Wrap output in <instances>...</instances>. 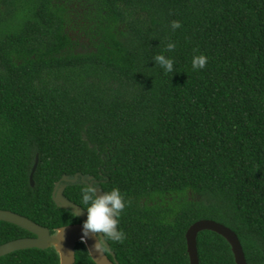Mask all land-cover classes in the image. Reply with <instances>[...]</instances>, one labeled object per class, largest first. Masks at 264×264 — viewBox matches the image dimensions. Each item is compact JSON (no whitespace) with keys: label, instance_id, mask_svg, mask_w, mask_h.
<instances>
[{"label":"trees","instance_id":"16d2710c","mask_svg":"<svg viewBox=\"0 0 264 264\" xmlns=\"http://www.w3.org/2000/svg\"><path fill=\"white\" fill-rule=\"evenodd\" d=\"M199 54L207 65L194 70ZM77 173L129 202L125 241L106 240L120 264H190L186 233L202 220L264 264V0H0V209L51 232L83 224L52 197ZM87 186L65 197L84 209ZM30 237L0 222V245ZM198 253L236 264L211 231ZM0 264L60 259L30 249ZM76 264H95L82 242Z\"/></svg>","mask_w":264,"mask_h":264},{"label":"water","instance_id":"95a60500","mask_svg":"<svg viewBox=\"0 0 264 264\" xmlns=\"http://www.w3.org/2000/svg\"><path fill=\"white\" fill-rule=\"evenodd\" d=\"M38 163L39 156L37 155L30 175L32 187L35 186L34 175ZM80 182L93 187H95V183H97L92 176H83L80 173H77L74 177L63 176V178L56 183L52 197L58 208L72 212L76 217L82 220L83 224L69 225L51 232L50 229L35 223L25 216L0 209V222L13 224L34 235V237L22 238L0 245V258L22 250L54 249L59 256L60 264H76V246L79 242H82L95 264H120L115 253L111 251L110 244L107 241H105V248L99 251L95 247L97 243L96 234L89 232L87 236L84 235L85 230L83 225L88 217L87 211L65 197L64 193L66 188L69 185H75ZM96 188H98V195L104 194L101 187ZM204 231L214 232L222 236L230 244L236 264H248L237 234L223 224L212 220L198 221L187 231L186 241L190 264H200L198 236ZM110 255L112 258H110Z\"/></svg>","mask_w":264,"mask_h":264},{"label":"clouds","instance_id":"9594fccd","mask_svg":"<svg viewBox=\"0 0 264 264\" xmlns=\"http://www.w3.org/2000/svg\"><path fill=\"white\" fill-rule=\"evenodd\" d=\"M181 27L179 21H173L171 28L173 30ZM176 48L175 43L167 44V51L171 52ZM156 63L164 69L165 74L174 71V59L160 54L154 57ZM208 57L204 54L195 55L192 58V68L201 70L206 67ZM96 187L87 186L82 191V204L87 211L88 217L84 222V235L89 232L96 234L97 250L105 248V241L110 240L123 243L126 239V233L118 230L119 218L123 210L127 207L128 201L121 193L119 188H112L111 191L104 192L103 195L97 194ZM61 232V230H60ZM103 234V235H101ZM83 241V238H82Z\"/></svg>","mask_w":264,"mask_h":264}]
</instances>
